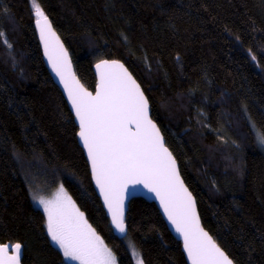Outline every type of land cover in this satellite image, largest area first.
I'll return each instance as SVG.
<instances>
[{
    "label": "trees",
    "instance_id": "obj_1",
    "mask_svg": "<svg viewBox=\"0 0 264 264\" xmlns=\"http://www.w3.org/2000/svg\"><path fill=\"white\" fill-rule=\"evenodd\" d=\"M38 2L88 90L97 62L128 68L203 227L234 264H264V151L254 132L264 136V0ZM34 22L30 0H0V244L20 243L22 264H68L31 193L34 184L60 185L118 264H134L132 243L144 264H187L156 206L142 199L130 203L127 237L114 236Z\"/></svg>",
    "mask_w": 264,
    "mask_h": 264
},
{
    "label": "snow or ice",
    "instance_id": "obj_2",
    "mask_svg": "<svg viewBox=\"0 0 264 264\" xmlns=\"http://www.w3.org/2000/svg\"><path fill=\"white\" fill-rule=\"evenodd\" d=\"M30 3L45 54L79 121L78 136L87 150L92 175L115 229L125 233V200L136 186H142L159 200L175 231L183 237L191 264H233L200 227L195 201L184 187L159 129L150 119L149 101L127 69L118 61H100L96 65L99 82L95 95L87 91L72 72L68 53L38 0ZM3 37L0 32V38ZM258 141L264 146V136ZM39 203L47 214L48 235L65 259L79 264H116L112 251L63 187L52 199L41 198ZM10 248L13 255H9ZM21 249L20 243L0 244V264H20ZM138 264H144L143 260L138 259Z\"/></svg>",
    "mask_w": 264,
    "mask_h": 264
},
{
    "label": "water",
    "instance_id": "obj_3",
    "mask_svg": "<svg viewBox=\"0 0 264 264\" xmlns=\"http://www.w3.org/2000/svg\"><path fill=\"white\" fill-rule=\"evenodd\" d=\"M48 19H49V21H50V23H51V25H52V29H53V31L56 33V36L59 37V41H60V43L63 45L64 49H65V50L67 51V53H68V58H69V60H70V62H71V70H72V72L75 74L76 78L80 81V79L78 78V76H77V74H76V72H75V68H74V65H73V62H72V58H71V56H70V53H69V51H68L67 46L65 45L64 41H63L62 38L59 36V34L56 32V30H55V28H54V25L52 24L50 18H48ZM34 29H35V32H36V36H37V39H38L39 45H40V47H41V51H42V56H43V61H44L45 67H46V69H47V71H48V73H49V75H50L52 81H53L54 84L58 87V89L60 90V92H61L63 98L65 99V101H66V103H67V106H68V108H69V110H70V112H71V114H72V116H73V118H74V122H75V124H76V126H77V128H78V133H79V130H80V129H79V121H78V119H77L76 116H75V111H74V109L72 108L71 101L68 99L67 92L65 91L63 84L60 82V78H59V77L56 75V73L53 71L52 66H51V63L49 62L48 56L45 54L44 44H43V41H42L41 38H40V32H39V29L37 28L35 22H34ZM107 61H116V60H107ZM118 62L121 63V64L124 66L125 69H127L128 73L132 76V78H133V79L136 81V83L140 86L141 91L144 93L143 88H142L141 85L138 83V81L134 78V76H133L132 73L128 70V68H127L122 62H120V61H118ZM98 63H100V61L97 62L96 64H94V66H93V71H94L95 76H96L97 84H98V82H99V74H98V71H97V69H96V65H97ZM80 83L82 84L81 81H80ZM82 85H83V84H82ZM83 86H84V85H83ZM96 87H97V85H96ZM84 88H85L87 91L91 92L93 95H95L96 89H95L94 92H92V91L88 90L85 86H84ZM144 95H145V93H144ZM145 97H146V95H145ZM146 98H147V97H146ZM149 116H150V119L152 120L150 104H149ZM152 121H153V120H152ZM153 123H155V122L153 121ZM155 124H156V123H155ZM156 126H157V128L159 129V127H158L157 124H156ZM159 131H160V129H159ZM78 133H77V141H78L79 146L81 147V149H82L83 152H84V156H85L86 161H87V164H88V166H89V172H90L91 182H92L93 188H94V190H95V192H96V195L98 196V198H99L100 201H101L102 207H103V209H104V212H105V214H106L107 219L109 220V224H110V227H111V230H112L114 236H115L118 240H123V239H125V238L127 237L128 233H129V229H128V225H127V223H126V220H127V215H128V211H129L130 203H131L133 200H135V199H142V200H144V201H146V202H149V203H152V204H154V205L156 206V208L158 209L160 215L162 216V218H163V220H164V222H165V224H166V226H167L169 232L171 233V235H172V236H173L178 242L181 243V245H182V252H183V254H184V256H185L186 263H187V264H191V261L189 260V258H188V256H187V252H186L185 249H184V241H183V237H182L179 233H177V232L175 231V227H174V226L171 224V222L168 220L166 214H165L164 211H163V208H162L161 205H160L159 200L155 198L154 194L149 193V192L147 191V189H144L142 186H136V188H135V189H134V190H133L128 196H127V198H126V200H125V228H126L125 233L121 234L118 230L115 229L114 225H112V223H111V215L109 214L108 209H107V206H106L105 203H104L103 196L100 194L99 188L97 187L96 182H95V179H94V177H93V175H92L91 163H90V161H89V159H88V156H87V150L83 147V144H82V142H81V140H80V138H79V136H78ZM160 134H161V136L163 137L161 131H160ZM163 141H164L165 147H167V146H166V142H165L164 137H163ZM167 148H168V147H167ZM168 150H169V149H168ZM169 152L172 154V152H171L170 150H169ZM172 156H173V154H172ZM173 158L175 159L174 156H173ZM175 162H176V168H177L178 174H179V176H180V179H181L182 182H183L184 187L188 190V192L191 193L192 198H193V200L195 201L196 213H197V215H198V217H199L200 227H201L205 232H207V233L209 234V236H211V234H210V233H209V232L203 227L202 219H201V216H200V213H199V209H198L197 200H196V198L194 197V195L192 194V192L189 190V188L187 187V185L185 184V182H184V180H183V178H182V176H181V173H180L179 164H178V162H177L176 159H175ZM211 237H212V236H211ZM212 239H213V240L215 241V243L217 244L216 240H215L213 237H212ZM7 244L12 245L11 243H7ZM217 245H218V244H217ZM218 247H220V246L218 245ZM220 248H221V247H220ZM221 250H222V249H221ZM222 251H223V250H222ZM224 253H225V252H224ZM225 254H226V253H225ZM9 255H13V252H12L11 248L9 249ZM226 255H227V254H226ZM23 256H24V249H23V246H22V249H21V259H20V264H22ZM227 256H228V255H227ZM228 257H229V256H228ZM229 259H230V258H229ZM233 264H234V262H233Z\"/></svg>",
    "mask_w": 264,
    "mask_h": 264
},
{
    "label": "rangeland",
    "instance_id": "obj_4",
    "mask_svg": "<svg viewBox=\"0 0 264 264\" xmlns=\"http://www.w3.org/2000/svg\"><path fill=\"white\" fill-rule=\"evenodd\" d=\"M255 132V139H256V141H257V144H258V146L264 151V146H262L260 143H259V141H258V138L259 137H261V135H260V133L257 131V129H256V131H254ZM258 133V134H257ZM62 186H56V187H54V188H47V187H44V185H33L32 186V189H31V193H32V196H33V198H34V200H35V203L38 205V207L44 212V209H43V206L39 203V200L41 199V198H43V199H45V200H50V199H52L55 195H56V193L59 191V189L61 188ZM48 189H50V190H48ZM64 189V188H63ZM49 191V194L48 195H45L46 193V191ZM64 191H65V193L67 194V196L68 197H70L71 198V201L75 204V206H76V208H78V206L76 205V203L74 202V200L72 199V197L69 195V193L64 189ZM79 209V208H78ZM79 211L80 212H82L80 209H79ZM83 213V212H82ZM44 214H45V217H46V227H47V214L44 212ZM84 214V213H83ZM84 219L87 221V219H86V217H85V215H84ZM87 223H88V221H87ZM89 224V223H88ZM90 225V224H89ZM91 226V225H90ZM92 227V226H91ZM93 228V227H92ZM94 229V228H93ZM95 230V229H94ZM95 233H96V235H98L99 237H100V239L103 241V243H104V245L108 248V249H110L111 251H112V253H113V255L115 256V258H116V264H118V259H117V257H116V255H115V253L113 252V250L106 244V242L104 241V239L96 232V230H95ZM50 237V236H49ZM50 239H51V237H50ZM52 241V240H51ZM54 245H55V243L54 242H52ZM55 247H57L58 248V246L57 245H55ZM59 249V248H58ZM129 249H130V253H131V255H132V257H133V260H134V264H138V259H141V255H140V251H139V249L137 248V246L134 244V243H132V245H130L129 246ZM60 250V249H59ZM61 251V250H60ZM61 253H62V251H61ZM136 253H138L139 255L137 256L136 255ZM63 254V253H62ZM65 259V258H64ZM65 261L68 263V264H79V262L78 261H73V260H70V259H65Z\"/></svg>",
    "mask_w": 264,
    "mask_h": 264
}]
</instances>
